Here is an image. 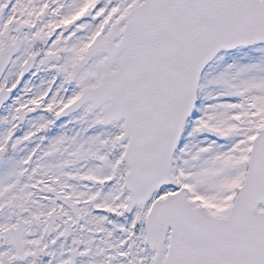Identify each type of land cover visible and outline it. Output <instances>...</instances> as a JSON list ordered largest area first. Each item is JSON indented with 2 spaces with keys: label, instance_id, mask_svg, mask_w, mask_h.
<instances>
[{
  "label": "snow or ice",
  "instance_id": "6c2138e0",
  "mask_svg": "<svg viewBox=\"0 0 264 264\" xmlns=\"http://www.w3.org/2000/svg\"><path fill=\"white\" fill-rule=\"evenodd\" d=\"M0 264H264V0H0Z\"/></svg>",
  "mask_w": 264,
  "mask_h": 264
}]
</instances>
